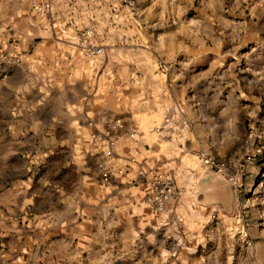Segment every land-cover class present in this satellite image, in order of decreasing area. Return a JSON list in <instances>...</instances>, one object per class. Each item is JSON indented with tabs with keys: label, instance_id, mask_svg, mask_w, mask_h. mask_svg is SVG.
Listing matches in <instances>:
<instances>
[{
	"label": "rangeland",
	"instance_id": "obj_1",
	"mask_svg": "<svg viewBox=\"0 0 264 264\" xmlns=\"http://www.w3.org/2000/svg\"><path fill=\"white\" fill-rule=\"evenodd\" d=\"M33 1L0 0V264H264V0H36L49 15ZM51 27L108 31L103 54L81 50L101 65L97 94L92 79L51 92L53 53L37 54L32 36ZM168 60L193 63L180 99L155 100L167 153L184 162L166 175L176 194L162 210L117 186L101 200L84 147L117 100L108 69L149 77L152 92V63Z\"/></svg>",
	"mask_w": 264,
	"mask_h": 264
},
{
	"label": "crops",
	"instance_id": "obj_2",
	"mask_svg": "<svg viewBox=\"0 0 264 264\" xmlns=\"http://www.w3.org/2000/svg\"><path fill=\"white\" fill-rule=\"evenodd\" d=\"M118 1L112 0L109 6L110 9H116L114 5H120ZM122 9L125 8L122 7ZM110 17L112 18L111 21L115 20L114 13H111ZM133 20L134 18L132 17L125 19L124 30L126 34L129 31H134L135 28L129 27V25H133ZM107 33L108 31L100 35V37L106 39ZM73 35H75L74 31L62 27H51L45 30L44 33L32 35L36 39L33 42V47L37 54L41 52L53 53L48 65L45 66L47 74L54 81L51 92L58 93L61 90L63 91L61 87L64 88L70 82H76L83 87L85 81L89 83L92 79V90L96 91L97 94L100 90L98 84L101 83V78L94 75L100 71L101 65L87 67L88 63L84 61L85 58L81 49L72 39ZM132 36L134 35H130L131 40H133ZM106 42L107 40H104V43ZM116 44L115 42L110 45L107 44L106 49L111 51L120 50L121 48L119 49L118 44ZM151 47L149 43L143 45V49L145 48L146 50H151ZM153 48L155 47L153 46ZM163 48V51L169 50L168 46ZM192 65V62L182 64L168 60L158 66L156 62H153V70L157 71L156 73H151L152 92H149V87L151 86L149 77L144 79V83H140L136 75L130 82L126 74L124 75V79L121 78L123 72L119 66L115 65V68L112 67V70L108 69V67L105 68L108 69V94L117 100L114 102L113 107L108 105L106 108H102L105 110L103 111L105 116L109 119L102 126L104 127L112 119L121 117L123 127L116 133L117 141L114 155L110 160L111 174L108 183H102L100 177L98 163L102 160L103 154L99 145L93 142L91 138L89 143H87V147H84L86 149L85 154L90 156L91 167L95 169L97 166V172H94L92 175V180H94L92 186L95 188L97 196L100 199L102 197L101 200L111 196L114 192L113 189L117 186L129 193L133 201V199L139 196L141 191H143V196L150 191V170H156L165 176L169 172L168 176H171L170 170L173 171L175 168L176 170L177 168L180 170L184 169L181 154L178 153L177 160L175 161L172 156L173 153H167V148L170 146L165 145L166 143L163 139L165 133L163 132L164 127H162V124L167 121L169 113H166V109L162 107V102H160L161 108H159V104L155 100L180 99V94H183L187 90L184 83H186L185 78L190 76V73H193L190 72ZM147 76H149V73ZM95 82L97 87L95 86ZM138 83L141 84L139 88H137ZM155 86L160 89L159 94L154 90ZM82 93L80 96L77 94L74 99L83 98ZM158 95L160 96L159 99ZM50 98L54 99L53 96ZM129 99L135 101L131 106L126 102ZM159 129H163V131ZM131 132H135L134 137L129 136ZM168 150L170 149L168 148ZM79 172L82 176H87L83 175L82 171ZM185 172V176H187L189 174L188 170Z\"/></svg>",
	"mask_w": 264,
	"mask_h": 264
},
{
	"label": "built area",
	"instance_id": "obj_3",
	"mask_svg": "<svg viewBox=\"0 0 264 264\" xmlns=\"http://www.w3.org/2000/svg\"><path fill=\"white\" fill-rule=\"evenodd\" d=\"M124 8L133 9L135 6L134 0H121V4ZM32 8L45 15L50 14L49 1H36L32 2ZM72 39L76 42V45L84 52L86 56H100L104 53V45H102L101 37L93 27H87L80 30L73 35ZM123 127V121L121 118H115L109 121L102 130H97L91 135L92 141L99 145L103 158L98 163L100 171V177L102 183H108L110 181L111 165L110 160L114 155V148L116 146V133ZM160 130V129H159ZM130 137L135 136V132L129 133ZM201 163L209 168H215L219 172L223 171V163H217L208 154H201ZM247 160L251 161L250 155L247 156ZM151 178L149 181L150 191L145 194L143 201L148 205H151L156 210L164 209L166 203L176 194V188L172 185V181L169 177H166L163 173L156 170H150Z\"/></svg>",
	"mask_w": 264,
	"mask_h": 264
}]
</instances>
